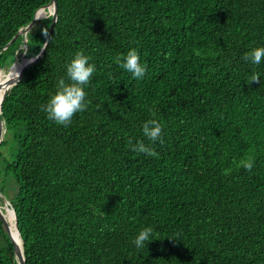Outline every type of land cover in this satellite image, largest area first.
<instances>
[{
	"label": "trees",
	"instance_id": "16d2710c",
	"mask_svg": "<svg viewBox=\"0 0 264 264\" xmlns=\"http://www.w3.org/2000/svg\"><path fill=\"white\" fill-rule=\"evenodd\" d=\"M49 1L0 0L1 68L42 48L51 15L4 46ZM257 46L264 0H57L41 57L1 103L25 263L264 264V61L244 60ZM131 48L142 80L120 67ZM78 51L97 71L66 127L42 107ZM144 227L155 239L137 250ZM0 264H17L1 221Z\"/></svg>",
	"mask_w": 264,
	"mask_h": 264
},
{
	"label": "clouds",
	"instance_id": "9594fccd",
	"mask_svg": "<svg viewBox=\"0 0 264 264\" xmlns=\"http://www.w3.org/2000/svg\"><path fill=\"white\" fill-rule=\"evenodd\" d=\"M47 35V31L43 30ZM46 47V45H45ZM246 62L253 65H260L264 61V46L251 48L244 56ZM120 67L136 80H142L147 72L146 64L141 62V57L137 49L131 48L119 60ZM66 79L60 78L56 83V90L50 94L42 110L49 120L58 125L68 126L77 113L84 112L88 108L86 88L90 85L93 74L97 71L94 63L90 62V57L83 52H76L65 64ZM261 78L259 73H253L249 81H257ZM162 125L155 119L148 120L142 125V133L150 141L161 139ZM133 151L145 153L148 156H155L157 153L145 146L143 142L137 143ZM243 167L251 171L252 162L244 163ZM154 238L152 227H144L139 230L131 244L137 250L147 247V244Z\"/></svg>",
	"mask_w": 264,
	"mask_h": 264
},
{
	"label": "water",
	"instance_id": "95a60500",
	"mask_svg": "<svg viewBox=\"0 0 264 264\" xmlns=\"http://www.w3.org/2000/svg\"><path fill=\"white\" fill-rule=\"evenodd\" d=\"M48 6H52L51 11L47 12L45 15H42L39 13L40 11H44V12L47 11ZM49 15H51V21H50L48 31H47V35H46V39H45V42H44L42 48L39 50V52L36 55L25 57V61L23 62L22 66H21L20 73H19V76L17 78H8L4 82L5 90H4V93H3L2 98L0 100V142L2 141L1 127H2V123H3V120L1 118L2 100L4 99L6 91L20 80L25 69L28 66H30L31 64L35 63L41 57V55L45 49V45H47V43L49 41L53 26H54L56 19H57V0H50L47 4L37 8L34 12V16L31 19V21L25 27L20 28L18 30V32L13 36V38L4 46V48H6L8 45H10V43L17 37L18 34L25 35L39 19L46 18ZM26 40H27V38L25 37L24 42H26ZM23 48L26 49V44L23 45ZM14 61L9 65L8 68H10L12 66ZM0 70H2L1 67H0ZM0 197H1L2 202H3V205H0V221H1L8 237H9V240H10L12 246H13L14 257H15L16 263L17 264H26L24 251H23V242H22V239L20 236V232L18 230V222H17L15 210H14L11 202L1 192H0ZM6 209L11 210L13 212L14 221H15L14 225H15L17 235L19 236V238L21 240V245L18 244V242L16 241V238L14 237V235L12 233L10 223L6 217L5 212H4V210H6Z\"/></svg>",
	"mask_w": 264,
	"mask_h": 264
},
{
	"label": "bare ground",
	"instance_id": "6f19581e",
	"mask_svg": "<svg viewBox=\"0 0 264 264\" xmlns=\"http://www.w3.org/2000/svg\"><path fill=\"white\" fill-rule=\"evenodd\" d=\"M52 10V6H48L47 7V11H40L39 13L42 15H45L47 12ZM25 61V58H23L22 56L19 58H16L14 63L12 64V66L10 68H7L6 71L0 70V100L2 98V95L4 93L5 90V86H4V82L5 80H7L8 78H17L19 76L20 73V69L21 66L23 64V62ZM4 123H2V127H1V135H2V139L5 133V127H4ZM6 217L10 223L11 226V230L12 233L14 235V237L16 238V241L18 242L19 245H21V240L19 238V236L17 235L16 229H15V225H14V216H13V212L11 210H4Z\"/></svg>",
	"mask_w": 264,
	"mask_h": 264
},
{
	"label": "rangeland",
	"instance_id": "374dc122",
	"mask_svg": "<svg viewBox=\"0 0 264 264\" xmlns=\"http://www.w3.org/2000/svg\"><path fill=\"white\" fill-rule=\"evenodd\" d=\"M23 57L24 56V52L19 56V57ZM18 57V58H19ZM8 67L2 68L3 71H6ZM5 134V133H4ZM5 136V135H4ZM0 151L2 153V155L8 159L12 158V154H13V150H12V145H11V141L6 143L5 145H3L2 147H0ZM2 160H0V188L2 189V194L7 198L10 199L11 195L13 193L14 190V184H13V180L11 181V177L10 176H5L2 170ZM0 205H3V202H1Z\"/></svg>",
	"mask_w": 264,
	"mask_h": 264
}]
</instances>
